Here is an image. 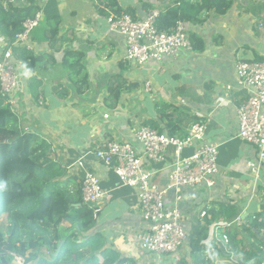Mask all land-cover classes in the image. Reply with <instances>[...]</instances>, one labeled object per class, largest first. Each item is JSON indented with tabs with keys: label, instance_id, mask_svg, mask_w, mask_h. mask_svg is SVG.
<instances>
[{
	"label": "crops",
	"instance_id": "crops-1",
	"mask_svg": "<svg viewBox=\"0 0 264 264\" xmlns=\"http://www.w3.org/2000/svg\"><path fill=\"white\" fill-rule=\"evenodd\" d=\"M182 1L201 0H41L44 16L32 33L31 47L25 48L34 60L26 64L13 52L22 82L13 106L19 124L48 143L50 158L67 169L71 192L81 186L80 158L98 173L108 192L98 229L148 264L159 259L143 257L147 255L136 246V235L144 229L136 191L122 185L93 153L106 140L128 141L142 153L135 137L139 126L167 133L168 123L177 121L182 133L202 121L206 140L219 147V173L214 186L183 189L180 206L189 224L221 203L240 204L242 220L264 209V159L239 137L237 107L249 94L239 88L236 69L239 60H264V0H232L223 14L203 11L197 20L187 21L196 48L180 49L159 62L128 60L125 38L109 31L107 17L117 8L145 18L155 7L164 12ZM8 42L0 33V55ZM113 83L122 88L117 101L111 95ZM174 160L169 149L164 162L149 163L160 185L167 183Z\"/></svg>",
	"mask_w": 264,
	"mask_h": 264
},
{
	"label": "trees",
	"instance_id": "trees-1",
	"mask_svg": "<svg viewBox=\"0 0 264 264\" xmlns=\"http://www.w3.org/2000/svg\"><path fill=\"white\" fill-rule=\"evenodd\" d=\"M109 4L114 7L113 2ZM232 4V0L175 3L161 13L157 26L170 30L180 19L195 21L210 9L223 14ZM39 11L41 0H0V33L12 45L23 30V21ZM115 12L123 13L118 8ZM51 32L54 36L57 27ZM190 40L192 49L196 48L195 39ZM12 49L26 64L34 60L27 48L12 45ZM121 93L122 88L113 83L112 98L119 100ZM9 97L0 85V264H146L119 249L108 233L98 229V216L95 218L93 209L84 204L81 186L71 192L67 169L50 158L46 141L19 124ZM168 124L167 134L181 131L177 121ZM241 215L240 204L221 203L206 216H195L187 228L188 254L178 262L168 257L160 264H215L217 256L225 252L236 256V264L264 263V209L237 224ZM220 222L233 223L224 230L229 237L227 251L210 238L212 224ZM210 251L207 260L205 253ZM16 256L24 261L17 263ZM149 264L157 263L153 260Z\"/></svg>",
	"mask_w": 264,
	"mask_h": 264
},
{
	"label": "built area",
	"instance_id": "built-area-1",
	"mask_svg": "<svg viewBox=\"0 0 264 264\" xmlns=\"http://www.w3.org/2000/svg\"><path fill=\"white\" fill-rule=\"evenodd\" d=\"M16 1L18 0H9L11 3ZM162 12L155 7L147 12L145 18H135L126 12L111 13L108 16L109 31L125 38L128 60L143 65L149 61L159 62L165 56L175 55L180 49H192L187 21L178 20L170 30L159 29L157 22ZM42 17L43 12L39 11L34 17L26 18L22 23L23 30L16 35L12 45L29 49L32 33L39 26ZM12 45L8 42L0 55V85L1 92L10 96L13 108L14 96L20 91L22 82L18 63L13 59ZM236 69L239 88L246 89L249 94L247 100L237 107L239 137L256 147L263 160L264 60H239ZM227 89H233V86L228 85ZM104 116L107 118L109 115ZM189 127L182 133L169 135L142 125L135 133L142 145V153L130 142L114 139L104 141L93 152L97 160L119 177L122 185L135 189L137 208L144 222V229L136 235V246L147 256L157 255L159 264L162 263L163 256L170 257L174 262L186 256L189 216L180 206L184 199L183 189L214 186V177L219 173V147L206 140V124L200 121ZM169 149L173 150L175 160L168 173L167 183L160 185L154 180V173L148 165L164 162ZM187 149L192 150L191 154L183 155V151ZM77 164L82 171L83 202L93 209L96 218L108 192L103 189L98 173L92 167L89 168L83 158ZM202 213L201 217L207 215L205 211ZM232 225L233 223L220 222L212 226V231L224 250L229 237L224 229H220Z\"/></svg>",
	"mask_w": 264,
	"mask_h": 264
},
{
	"label": "rangeland",
	"instance_id": "rangeland-1",
	"mask_svg": "<svg viewBox=\"0 0 264 264\" xmlns=\"http://www.w3.org/2000/svg\"><path fill=\"white\" fill-rule=\"evenodd\" d=\"M123 13H125V12H123ZM111 15V13L109 14V16ZM147 15V14H146ZM135 18H137V17H135ZM107 19H108V17H107ZM108 21V20H107ZM108 27H109V24H108ZM140 65V64H139ZM142 126V125H141ZM141 126H139L138 128H140ZM188 128H190V127H188ZM212 210H215V209H212ZM212 210H208L207 209V211H205L206 212V214L209 212V211H212ZM202 215H203V213H202ZM240 217H238L237 219H236V222H237V224H241L242 222H243V220L241 219L240 221ZM212 229H213V227L211 228V239H213V240H216L217 242H216V244L218 245V247L220 246L221 247V243H218V240H217V238L215 237V235H214V233H213V231H212ZM222 229H228V227H223V228H221L220 229V231H222ZM243 240V239H242ZM188 243H187V245H186V247L185 248H188L189 247V240L187 241ZM217 249V248H216ZM212 251H215V248H212ZM210 254H211V251L210 252H208V253H205V258L208 260V258H209V256H210ZM142 255H143V253H142ZM141 255V256H142ZM185 255H186V253H185ZM47 256H48V253H47ZM138 258L140 257L139 255L137 256ZM143 257H145V258H148V256L146 257V256H144L143 255ZM150 257V256H149ZM163 261H166L167 259H170V258H168L167 256H163ZM145 261H144V263H146V259H144ZM14 261H16L17 263H22L23 261H24V259L22 258V257H19V256H16L15 258H14ZM159 261H156V263L157 264H159L158 263ZM236 256H234V254H232L231 256H229L226 252H225V255L224 256H221V255H219V256H217V258H216V261H215V264H225V263H232V264H236ZM146 264H148V263H146ZM262 264H264V263H262Z\"/></svg>",
	"mask_w": 264,
	"mask_h": 264
},
{
	"label": "water",
	"instance_id": "water-1",
	"mask_svg": "<svg viewBox=\"0 0 264 264\" xmlns=\"http://www.w3.org/2000/svg\"><path fill=\"white\" fill-rule=\"evenodd\" d=\"M62 244H63V241L60 242V244H59V248L62 246Z\"/></svg>",
	"mask_w": 264,
	"mask_h": 264
}]
</instances>
